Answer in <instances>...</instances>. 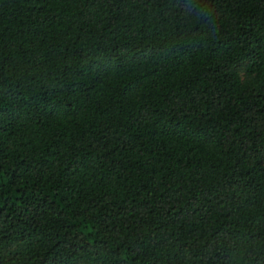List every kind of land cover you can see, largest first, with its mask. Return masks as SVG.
I'll use <instances>...</instances> for the list:
<instances>
[{"label": "trees", "instance_id": "obj_1", "mask_svg": "<svg viewBox=\"0 0 264 264\" xmlns=\"http://www.w3.org/2000/svg\"><path fill=\"white\" fill-rule=\"evenodd\" d=\"M0 264H264V0H0Z\"/></svg>", "mask_w": 264, "mask_h": 264}]
</instances>
